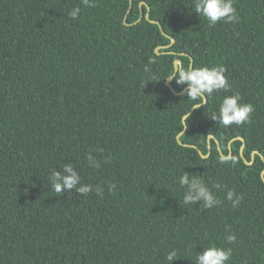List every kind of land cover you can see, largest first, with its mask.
<instances>
[{"label": "trees", "instance_id": "obj_1", "mask_svg": "<svg viewBox=\"0 0 264 264\" xmlns=\"http://www.w3.org/2000/svg\"><path fill=\"white\" fill-rule=\"evenodd\" d=\"M234 7L210 26L194 0H0V264H195L211 244L264 264V0ZM188 65H223L230 90L188 98L167 79ZM234 92L255 110L225 127ZM67 163L103 196L58 195ZM184 172L221 203L184 205Z\"/></svg>", "mask_w": 264, "mask_h": 264}, {"label": "clouds", "instance_id": "obj_2", "mask_svg": "<svg viewBox=\"0 0 264 264\" xmlns=\"http://www.w3.org/2000/svg\"><path fill=\"white\" fill-rule=\"evenodd\" d=\"M82 4L86 7H93L95 6V0H82ZM194 11L198 13L199 16L206 18L210 26L222 20L226 23H231L238 22L239 19L237 10L234 7V0H194ZM80 12V7H74L67 15L71 19L76 20ZM145 71H149V69L146 67ZM225 72L226 68L223 65L195 68L188 65L186 69L180 68L173 72L167 79L174 78L177 84H186L187 87L184 89V93L188 98L206 99L208 96L221 89L224 90V92L230 90V84L225 76ZM200 106L201 105L194 107L199 108ZM254 110L255 107L253 104L242 102L241 94L234 92L223 98L218 113L211 117L225 127L232 124L241 125L249 121ZM188 118L189 112L186 113L184 121ZM86 159L90 167H99V161H97L91 153L87 155ZM228 159L229 157L227 156H221L220 163H225ZM48 179L51 182V187L58 195L72 190H75L77 194L83 195L95 191V193L101 197L104 193L103 188L99 185L94 187L92 184L81 183V176L72 163L65 164L59 171L53 169ZM178 183L184 188V205H194L197 201H200L204 209H211L221 203L212 190L206 185L204 180L199 177L190 176L188 172H184V174L179 177ZM107 187L109 192H112L115 190L116 185L109 184ZM216 187L219 188L220 185H216ZM234 196L235 199H233ZM227 199L232 202V206L235 208L240 203L242 196L237 195L234 190H229L227 192ZM226 240L229 243H234L236 241V235L234 233H229ZM231 256V248H223L211 244L208 247H203L202 251L197 252L195 264H227ZM166 259L168 264L177 259V251L175 249L169 251Z\"/></svg>", "mask_w": 264, "mask_h": 264}, {"label": "water", "instance_id": "obj_3", "mask_svg": "<svg viewBox=\"0 0 264 264\" xmlns=\"http://www.w3.org/2000/svg\"><path fill=\"white\" fill-rule=\"evenodd\" d=\"M132 7V2H131V5H130V8ZM153 22H156L155 20H152ZM172 42H174L173 40H172ZM176 64H181V61L180 60H177L176 61ZM204 101H206V99H204ZM195 108V107H194ZM194 108L189 112V114H191L193 111H194ZM186 124H185V129H184V131L186 130Z\"/></svg>", "mask_w": 264, "mask_h": 264}]
</instances>
